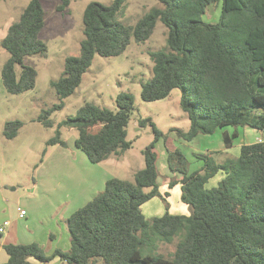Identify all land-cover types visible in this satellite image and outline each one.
<instances>
[{"label":"trees","instance_id":"16d2710c","mask_svg":"<svg viewBox=\"0 0 264 264\" xmlns=\"http://www.w3.org/2000/svg\"><path fill=\"white\" fill-rule=\"evenodd\" d=\"M127 1L94 0L86 6L80 54L68 56L61 76L52 81L59 102L42 111L39 120L45 126L52 125L51 114L63 108L65 99L80 86L95 55H121L132 39L146 42L161 20L168 28L167 48L150 52L153 74L142 81V98L155 101L169 96L174 88L182 90L180 105L190 128L177 129L178 137L191 141L232 126V133H223L226 148H231L239 127L264 131V0H158L162 5L134 25L120 18ZM70 3L61 0L58 11ZM219 3V20L205 21L209 8ZM44 27L42 0H30L8 27L1 45L9 53L2 77L10 93L36 86L38 72L26 58L47 54L48 44L40 36ZM116 102L117 110L86 103L58 124L48 143L66 145L61 128L67 126L78 130L76 146L92 163L123 154L131 147L127 126L135 96L123 91ZM147 121L153 125L155 138L143 151L145 166L135 173L134 181L108 179L103 191L68 218V251L58 248L47 254L37 242L7 243L3 248L9 257L1 264H35L32 259L47 264L56 258L60 264H264V141L243 144L236 157L222 162L209 152L202 155L203 166L189 173L188 159L173 144L175 139L151 119L142 123ZM23 124L19 119L7 121L4 135L16 137ZM162 138L169 168L180 174L169 187L181 184V200L192 212L181 215L167 210L150 221L142 206L163 197L156 148ZM219 172L225 174L223 179L207 188ZM181 231L185 235L173 257L142 253L141 246L150 234L171 241Z\"/></svg>","mask_w":264,"mask_h":264},{"label":"rangeland","instance_id":"374dc122","mask_svg":"<svg viewBox=\"0 0 264 264\" xmlns=\"http://www.w3.org/2000/svg\"><path fill=\"white\" fill-rule=\"evenodd\" d=\"M29 1H0V226L6 220L11 221L5 233L0 234V264L9 257L1 246L5 242H37L47 254H52L58 248L64 251L70 249L68 218L105 188V185H98L92 176L98 177L104 170L113 177L134 181L135 173L145 166L143 151L154 140L155 133L151 122L142 123L143 120L151 119L158 129L175 139L173 144L188 159L189 173L203 166L202 155L209 152H214L218 162L236 157L240 150L238 144L242 142V138L236 139L235 147L229 154L214 151L224 145L223 130L232 133V126L211 135L200 134L191 141L178 137L177 129L187 131L190 128V119L180 105L182 90L179 87L163 99L146 101L142 98V81L153 74L150 52L167 48L168 28L161 20L146 42L139 43L132 39L129 48L121 55H95L80 86L65 99L63 108L51 114L52 125L45 126L39 120L42 111L59 102L52 81L61 76L68 56L80 54L84 10L94 0H71L63 12L57 9L61 0H42L45 27L40 36L47 42L48 52L43 56L26 58V63L38 72L36 86L14 94L3 83L2 68L9 53L1 42L8 27L19 19ZM97 1L109 3L111 0ZM161 5L158 0H128L120 18L126 24L134 25L146 12ZM221 12L222 3L213 4L203 19L216 22ZM123 91L132 92L135 96V109L130 112L127 126V139L131 147L123 154L113 155L105 163H92L85 152L76 146L78 130L67 126L61 128V138L66 145L48 143L56 135L58 124L74 116L86 103L117 110L116 98ZM16 119L24 124L16 137L7 138L4 135L5 124ZM242 128L239 127L240 130ZM156 147L163 197L157 196L147 201L142 211L150 221L167 210L190 215L191 206L181 200L180 186L169 187L170 181L180 174L172 173L169 168L165 140H159ZM221 177L219 175V178L216 176L209 180L207 188L217 186ZM149 189L146 188L147 191ZM19 207L27 212L24 218L20 216ZM184 235L185 231H181L171 241H163L157 235L150 234L144 240L141 251L143 254L171 258ZM58 260L56 258L47 264H58ZM32 261L44 264L35 259ZM98 264L103 263L100 261Z\"/></svg>","mask_w":264,"mask_h":264},{"label":"crops","instance_id":"0c3cea01","mask_svg":"<svg viewBox=\"0 0 264 264\" xmlns=\"http://www.w3.org/2000/svg\"><path fill=\"white\" fill-rule=\"evenodd\" d=\"M223 130V129H222ZM226 132H228V133H230V131L229 130H225ZM224 130H223V133L225 132ZM238 138H242V142L241 143H239L238 144V146H239V148L241 147V145H243V144H250V143H254V142H257L258 141V139H263L264 140V131H262V130H258V129H255V128H251V127H243L242 128V130H240L239 129V137ZM237 138V139H238ZM223 142H224V140H223ZM233 147H235V143H234V145L231 147V148H226V146H225V143H224V145H221V147H220V149H218V150H214V151H219V152H222L223 154H229L230 153V150L231 149H233ZM157 148V147H156ZM239 152H240V150H239ZM239 154V153H238ZM109 159H111V157L109 158ZM109 159H107L106 161H104V162H102V163H105V162H107ZM219 173H221V174H219ZM216 176H218V178H219V175H221L222 177H221V179L219 180V182L223 179V177L225 176V174L223 173V172H219ZM216 176H214V177H216ZM113 176L109 173V172H105L104 170H103V172L102 173H100V175L98 176V177H96V176H92V178H95V182H97V184L98 185H100V186H104L105 184H106V182H107V180L108 179H110V178H112ZM213 177V178H214ZM180 178V176L179 177H177L176 179H179ZM86 182L88 181L87 179H84ZM211 180V179H210ZM218 182V183H219ZM160 183V182H159ZM177 185H179L180 187H181V184H177ZM161 186V185H160ZM33 190V189H32ZM9 222H10V224H11V221L10 220H8ZM9 224V225H10ZM8 225V226H9ZM8 226H6V227H8ZM1 227V226H0ZM5 231L6 230H4V232L3 233H0V234H4L5 233ZM32 242V241H31ZM7 243H9V242H5V243H3L1 246H4L5 244H7ZM60 259L58 260V264H60Z\"/></svg>","mask_w":264,"mask_h":264},{"label":"built area","instance_id":"2783aa9c","mask_svg":"<svg viewBox=\"0 0 264 264\" xmlns=\"http://www.w3.org/2000/svg\"><path fill=\"white\" fill-rule=\"evenodd\" d=\"M258 141L261 142V141H263V140H262V139H258ZM19 212H20V216H21L22 218H24V217L26 216V214H27L26 210H25V209H22V208H20V207H19ZM9 224H10V222H9L8 220H6V221L4 222V224L0 227V233H3L4 230H5V228H6V226H8Z\"/></svg>","mask_w":264,"mask_h":264}]
</instances>
